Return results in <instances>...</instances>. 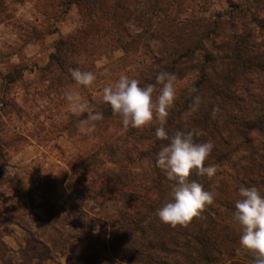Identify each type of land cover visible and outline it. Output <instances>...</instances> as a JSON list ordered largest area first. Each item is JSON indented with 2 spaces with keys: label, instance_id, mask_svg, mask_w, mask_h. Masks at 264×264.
<instances>
[{
  "label": "rangeland",
  "instance_id": "rangeland-1",
  "mask_svg": "<svg viewBox=\"0 0 264 264\" xmlns=\"http://www.w3.org/2000/svg\"><path fill=\"white\" fill-rule=\"evenodd\" d=\"M247 1L255 3L0 0V264H128L115 258L109 242L97 253L93 241L108 239L111 228L117 230L120 207L109 190L101 191L105 183L100 178L102 170L113 168L107 146L100 147L111 127L97 136L79 121L81 114L70 111L65 93L77 91L88 104L100 100L102 89L121 74L140 79L155 65L159 51L170 50L175 45L171 41L181 35L179 21L202 19L212 26L218 14L227 19L235 3ZM256 3L261 21L255 32L261 37L264 0ZM229 30L227 23L218 32ZM189 32H183L180 41ZM60 39L75 45L64 46L63 60L56 63L51 56ZM206 46L214 49L209 42ZM75 68L93 72V86L77 85L70 73ZM193 77L194 72H182L176 88ZM250 79V88L264 99V72ZM132 167L138 179L148 181L147 161L137 160ZM235 185L223 193L214 191L213 203H236L240 187ZM257 189L264 195V183ZM193 220L207 228L208 236L220 235L217 245L224 262L254 264L255 253L240 245L242 229L234 218L233 232L221 227L216 231L201 218ZM34 239L47 245L50 259L35 258L40 245ZM88 242L95 244L93 249H85Z\"/></svg>",
  "mask_w": 264,
  "mask_h": 264
},
{
  "label": "trees",
  "instance_id": "trees-1",
  "mask_svg": "<svg viewBox=\"0 0 264 264\" xmlns=\"http://www.w3.org/2000/svg\"><path fill=\"white\" fill-rule=\"evenodd\" d=\"M255 3H235L228 18L218 14L212 26L202 19L179 21L181 35L190 31L187 37L180 41L183 36L176 35L171 41L175 45L170 50L159 51L154 57L155 65L148 66L144 76L137 79L141 87L155 85V96L162 87L156 82L160 72L173 73L177 78L182 72H194L189 83L177 88L175 102L163 126L169 137L178 130L199 131L197 142L210 140L214 144L206 163L216 166L215 175L209 178L193 172L189 177L212 194L223 193L233 183L236 187L256 188L264 183V99L250 88L253 85L250 78L264 72V36L258 37L259 33L255 32L261 21ZM227 23L230 30L220 34L218 29ZM208 42L213 50L206 46ZM74 45L60 39L51 60L61 63L62 48L72 49ZM198 52L201 60L196 58ZM241 87L248 89L241 92ZM197 96L200 102L195 105ZM88 101L94 111L103 113V119L92 128L94 133L101 137L111 127L100 147L107 146L113 168L109 172L101 171L100 178L105 183L101 191L109 190L120 207L115 214L117 230L111 228L108 239L94 237L95 251L105 250L109 242L115 258L128 264H241L224 262V251L217 245L220 235L208 236L207 228L194 225V220L173 227L158 217V209L171 201L173 184L155 164L161 146L169 142L156 137L161 122L154 120L142 128L125 127L102 98ZM87 116L86 112L82 113L79 121L87 120ZM137 160L148 162L150 174L146 182L133 171L132 165ZM235 210L234 202L215 201L193 219L201 218L205 226L216 231L221 227L233 232L230 224ZM34 241L40 245L35 258L50 259L47 245ZM87 244L86 250L94 248L95 244Z\"/></svg>",
  "mask_w": 264,
  "mask_h": 264
},
{
  "label": "clouds",
  "instance_id": "clouds-1",
  "mask_svg": "<svg viewBox=\"0 0 264 264\" xmlns=\"http://www.w3.org/2000/svg\"><path fill=\"white\" fill-rule=\"evenodd\" d=\"M70 73L76 84L84 87L90 88L97 79L93 72L79 68L71 69ZM176 80L175 74L160 72L156 82L162 87L155 96V85L141 87L137 79L129 78L126 74H121L116 82L102 89L103 102L110 105L123 126L142 128L151 125L154 120L161 122V126L156 128V137L169 142L161 146L155 164L173 184L171 201L159 208L157 215L162 222L173 227L187 225L214 201L211 192L189 180L190 175L195 172L198 176L211 178L217 172L214 164L206 163L214 148L210 140L197 142L195 138L201 135L199 131L178 130L169 137L163 126L177 96ZM65 98L72 113L88 114L87 120L81 123L89 124L94 129L95 122L103 119V113L94 111L79 92L68 91ZM199 102L200 97L197 96L195 105ZM238 194L234 220L242 229L240 245L255 253L254 264H264V195L256 187H240Z\"/></svg>",
  "mask_w": 264,
  "mask_h": 264
}]
</instances>
